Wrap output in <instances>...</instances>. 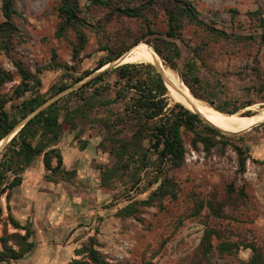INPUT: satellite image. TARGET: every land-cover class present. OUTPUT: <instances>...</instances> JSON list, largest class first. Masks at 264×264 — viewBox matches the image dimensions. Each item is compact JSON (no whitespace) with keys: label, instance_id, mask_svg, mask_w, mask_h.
<instances>
[{"label":"trees","instance_id":"16d2710c","mask_svg":"<svg viewBox=\"0 0 264 264\" xmlns=\"http://www.w3.org/2000/svg\"><path fill=\"white\" fill-rule=\"evenodd\" d=\"M92 7L106 9L110 17L129 18L141 21L140 30L129 32L128 39H121L117 51L105 46L106 52L93 70H81V55L88 45L87 30L92 27L83 16L85 13L80 0H60L57 5L59 23L55 33L58 39L73 35V65L63 64L52 56L51 63L38 68L34 73L21 59H13L16 73L0 66V142L29 114L37 110L50 98L69 89L107 64L121 57L125 51L141 42L153 45L164 61L173 69L194 97L207 102L210 107L225 114L240 111L264 102V78L247 91L261 96L233 97L226 93V86L220 80L215 83L201 76L199 49L189 48V58L180 68L182 50L178 44L181 32L187 26L201 29L215 42L221 40L235 43H250L253 36L229 33L225 28L216 27L215 21L206 22L201 18L195 0H89ZM17 0H2L4 20L0 22V52L10 56L18 44L26 43V35L15 24V17L21 14L16 8ZM235 21L239 14L230 10ZM162 13L167 24L166 38L149 39L159 35L154 27V18ZM247 15L264 31V16L261 10ZM264 41V36H263ZM147 61H135L105 71L81 88L54 102L32 118L0 152V199L6 195L8 224L16 231L5 229L0 236V264H12L29 254L34 248L33 225L22 223L12 213L13 191L23 183V174L33 166L37 158H42L46 171L45 180L58 183L69 181L75 170H68L59 144L64 133L81 132L82 125H100L106 132L99 144L105 152L115 158L113 166L102 169V181L107 184L115 177L127 176L126 192L137 191L146 177L148 187L153 188L145 200H134L118 210L117 216L134 217L140 222V207L163 206L165 199L176 200L179 186L169 176L172 169L181 168L186 161L188 142L194 150L203 149L211 154L214 149L225 151L232 147L237 154L238 170L245 173L249 149L229 136L207 124L198 114L176 101L171 95L157 67ZM60 70L58 83L43 92V74ZM256 72L261 74L259 66ZM20 83L12 94L3 93L6 85ZM103 111L104 114H100ZM103 115V116H100ZM250 110L244 116H252ZM264 127V123L253 130ZM242 139V137H240ZM85 148V145L82 147ZM264 164V161H261ZM245 187L237 189L235 183L228 185L225 197L216 195L208 201H195L192 217H198L207 209L216 219H226L227 206L240 207L245 203ZM98 233V230L96 231ZM215 240L219 243L215 244ZM97 235L89 238L81 248L76 249V258L69 264H118L110 262L100 249ZM241 249H250L251 257L242 264H264V251L256 243L224 240V232L215 227H206L201 243L192 257L191 264H210L217 253L220 257L235 256Z\"/></svg>","mask_w":264,"mask_h":264},{"label":"rangeland","instance_id":"374dc122","mask_svg":"<svg viewBox=\"0 0 264 264\" xmlns=\"http://www.w3.org/2000/svg\"><path fill=\"white\" fill-rule=\"evenodd\" d=\"M59 1L17 0L16 8L21 16L15 17L14 22L29 38L26 43L18 44L10 56L0 52V66L16 73L13 59H21L35 73L38 68L50 64L54 54L58 62L73 65V35L63 39L55 37L59 23ZM80 2L85 12L83 16L92 25L86 31L89 41L81 55V70H93L106 55L101 49L105 46L114 51L121 49V39L130 41L129 32L140 30L141 21L111 18L106 9L89 8L92 5L89 0ZM195 2L204 21L213 20L220 29L253 36L256 40L250 43L215 42L201 29L187 26L177 41L182 50L180 68L188 61L189 48H198L202 78L212 83L217 79L222 81L226 93L233 97L260 99L261 96L250 94L247 89L264 78V31L247 13L261 10L264 16V0ZM1 7L2 0L0 22L4 20ZM232 9L239 13L235 21L230 12ZM154 23L159 35L149 39L166 38L168 27L164 15L159 13ZM143 43L154 48L147 42L140 44ZM138 45L125 51V54L135 51ZM256 66H259L261 74L256 72ZM61 75L60 70L45 72L42 91L47 92L58 83ZM19 83L16 75L15 82L6 85L3 93L12 94ZM197 100L210 107L207 102ZM248 110L257 115L264 110V102L256 103L237 115L244 116ZM100 114L104 112L100 111ZM105 135L102 126L90 124L82 125L81 132L64 133L59 147L65 157V166L68 170L76 171L69 181H46L41 157L24 174L25 199H20L16 209L28 216V222L33 225L34 248L12 264H69L77 257L76 249L81 248L93 235H97L100 251L113 263L191 264L206 227L221 229L224 240L256 243L264 251V164L261 163L264 161V127L240 135H229L249 149L251 158L245 173L239 172L237 154L232 147L225 151L214 149L211 154H206L202 148L194 150L187 142L185 164L169 172L179 186L178 198L165 199L163 206L140 207L144 222L134 217L117 216L118 210L129 203L128 195L134 200H145L153 188L148 187L146 177L139 190L128 194L126 185L130 182L127 176L113 178L106 187L102 181V169L113 166L115 158L99 146ZM84 145L85 148H82ZM231 183H235L237 189H246L247 198L242 206H227L226 219H216L207 209L198 217L191 216L195 201L206 202L213 195L222 199ZM5 229L14 232L8 224L3 196L0 199V236ZM218 243L215 240V244ZM250 257V249H241L235 256L220 257L215 253L210 264H242Z\"/></svg>","mask_w":264,"mask_h":264},{"label":"bare ground","instance_id":"6f19581e","mask_svg":"<svg viewBox=\"0 0 264 264\" xmlns=\"http://www.w3.org/2000/svg\"><path fill=\"white\" fill-rule=\"evenodd\" d=\"M141 60L159 65L164 73L168 83V88L170 89L173 98L188 108L199 111L216 127L227 132L240 133L246 130L248 131L251 127L264 122V110L257 115H252L251 117H242L237 114L228 115L202 104L192 95L189 88L181 81L177 73L173 69L166 67L152 47L145 43L138 45L135 51H129L126 53L120 58L119 62L126 64ZM106 67L108 66H105L103 69H106ZM4 143L6 142L0 143V151L4 146Z\"/></svg>","mask_w":264,"mask_h":264},{"label":"water","instance_id":"95a60500","mask_svg":"<svg viewBox=\"0 0 264 264\" xmlns=\"http://www.w3.org/2000/svg\"><path fill=\"white\" fill-rule=\"evenodd\" d=\"M155 52H156V50L154 49V48H152ZM156 54L159 56V54L156 52ZM125 55V53L122 55V56H124ZM121 56V57H122ZM121 57H119V58H117L116 60H114L113 62H111V63H109V64H107L106 66H108V67H106V69H103V68H101L100 70H97L96 72H94L92 75H90L89 77H87V78H85L84 80H82V81H80L79 83H77V84H75V85H73V86H71L69 89H67V90H65V91H63L62 93H60V94H58V95H56V96H54V97H52V98H50L46 103H44L42 106H40L37 110H35L34 112H32L31 114H29L28 115V117L27 118H25L24 120H22L15 128H14V130L6 137V138H4L1 142L3 143V142H6V143H4V146L2 147V149H1V151L5 148V146L15 137V135H17V133L32 119V118H34L38 113H40L41 111H43L44 109H46V108H48L50 105H52L54 102H56V101H58V100H60L61 98H63V97H65L66 95H68L69 93H71V92H73L74 91V89H76V88H80L81 86H83L84 84H86V83H88L89 81H91L92 79H94L95 77H97V76H99L100 74H102V73H104L105 71H108V70H111V69H114V68H117V67H119V66H121V65H123L121 62H119V60H120V58ZM160 57V56H159ZM161 59V58H160ZM151 64H153L154 66H156L157 67V69H158V71L161 73V75H162V77H163V79H164V81H165V83H166V85H167V87H168V83H167V81H166V78H165V76H164V73H163V71H162V69H161V67L159 66V65H157V64H154V63H151ZM179 92H181L180 90H178ZM197 99V98H196ZM188 108V107H187ZM190 109V108H189ZM190 110H192L193 112H195V113H198L201 117H202V119H204V121L207 123V124H209L210 126H212V127H214V128H216L217 130H219V131H221V132H223V133H225V134H228V135H240V134H243V133H246V132H248V131H251V130H253L255 127H257V126H259V125H261V124H263V123H260V124H257V125H255V126H253V127H251L250 128V130H246V131H243V132H240V133H232V132H227V131H224V130H222V129H220V128H218V127H216L214 124H212L209 120H207L199 111H197V110H194V109H190ZM218 111V110H217ZM220 112V111H219ZM230 115H234V114H230ZM242 117H251V116H242ZM0 142V143H1ZM0 151V152H1Z\"/></svg>","mask_w":264,"mask_h":264},{"label":"crops","instance_id":"0c3cea01","mask_svg":"<svg viewBox=\"0 0 264 264\" xmlns=\"http://www.w3.org/2000/svg\"><path fill=\"white\" fill-rule=\"evenodd\" d=\"M64 159H65V157H64ZM42 163H43V161H42ZM44 166V165H43ZM33 167V166H32ZM32 167H30L29 169H31ZM29 169L28 170H26L25 171V173L27 172V171H29ZM45 169V168H44ZM24 173V174H25ZM24 174H23V178H24V180H23V183H22V185L20 186V187H18V188H16L14 191H13V196H12V199H11V206H12V213H13V215L16 217V219H18L19 221H21L22 223H27L28 222V220H29V217L28 216H25V214L23 213V212H20L18 209H16L17 207H18V204H19V201H20V199H25V193H24V190H25V188H26V180H25V177H24ZM4 197H5V200H6V195H3ZM2 196V197H3ZM1 197V198H2ZM6 208H7V201H6ZM7 212H8V210H7ZM13 228V227H12ZM14 229V228H13ZM16 230L14 229V232H15Z\"/></svg>","mask_w":264,"mask_h":264}]
</instances>
